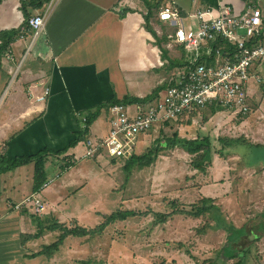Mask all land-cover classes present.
I'll use <instances>...</instances> for the list:
<instances>
[{
	"label": "crops",
	"instance_id": "crops-1",
	"mask_svg": "<svg viewBox=\"0 0 264 264\" xmlns=\"http://www.w3.org/2000/svg\"><path fill=\"white\" fill-rule=\"evenodd\" d=\"M47 1H52L49 16L34 39L25 24L20 0L0 1V33L19 31L6 51L12 58H7L5 53L0 57V155L7 157L33 154L45 146L61 149L81 127V118L76 113L86 116L113 97L143 98L174 76L168 59L163 57L154 35L146 28L144 15L148 8L143 0ZM171 1L185 15L221 3L239 8L251 3L264 15V0H164ZM43 6L30 10L29 18ZM155 15L150 20L154 32H167L170 27ZM186 22L196 25V19L191 16ZM165 43L162 46L169 58L180 60L181 48H168ZM160 60L167 63L160 66ZM7 86L9 90L4 96ZM45 87H49V94L44 100H37ZM108 115V110L102 108L87 135H105L109 129ZM79 144L75 147L79 148ZM73 148L66 153L70 158L76 156L71 153ZM51 157L55 156H49L46 163ZM79 161L75 160L73 166ZM63 162L58 167L62 168ZM73 166L63 172L72 171ZM33 171V163H29L0 174V264H56L60 259L58 251L63 244L51 258L38 254L43 245L52 242L54 231L26 238L25 235L37 230L31 215L34 213L26 206L15 208L33 192ZM55 174L61 177V172ZM69 179L47 189L53 180L47 175L49 183L44 189L50 200L44 198L46 208L38 215L40 218L54 215L55 205L58 207ZM3 182L7 187L2 186ZM253 245L256 252L253 251L246 264H264V237Z\"/></svg>",
	"mask_w": 264,
	"mask_h": 264
},
{
	"label": "rangeland",
	"instance_id": "rangeland-1",
	"mask_svg": "<svg viewBox=\"0 0 264 264\" xmlns=\"http://www.w3.org/2000/svg\"><path fill=\"white\" fill-rule=\"evenodd\" d=\"M251 72L258 74L260 80L249 79L248 114H212L204 109L194 122L175 124L182 140L208 135L218 148V136L233 139L224 156L214 153L203 172L191 166L192 155L181 142L174 149L163 151L149 167L133 169L129 175L123 171L122 161L112 162L106 156L81 159L69 172L58 167L63 159L51 157L45 163L46 174L53 179L47 189L71 178L52 214L58 221L92 228L104 214L119 209L136 212L134 217L109 225L102 234L68 236L59 247L60 259L56 264H76L78 260L97 264H207L231 235L224 227L214 228L215 219L210 212L191 214L204 199L212 200L226 225L236 228L235 233L240 235L245 229L250 238L254 234L264 237V230L257 227L264 219V58L252 64ZM8 90L9 86L4 89V96ZM158 136L159 126L140 135L138 152ZM240 136L247 142L235 140ZM82 146L73 148L71 153L80 155ZM57 171L61 172L60 178ZM6 185L3 182L2 186ZM40 193L43 200H50L44 188ZM58 233H51L52 241ZM245 249L223 263L218 258V264H233L244 257ZM253 251L256 252L254 245L247 259ZM247 259L242 258L240 264Z\"/></svg>",
	"mask_w": 264,
	"mask_h": 264
},
{
	"label": "built area",
	"instance_id": "built-area-1",
	"mask_svg": "<svg viewBox=\"0 0 264 264\" xmlns=\"http://www.w3.org/2000/svg\"><path fill=\"white\" fill-rule=\"evenodd\" d=\"M156 1L160 2L158 19L170 27L167 32L156 30V33L165 35L166 47L182 49L184 65L174 69V76L152 100L112 104L108 109L107 133L80 141L83 153L74 156V160L106 156L124 162L138 151L140 135L167 121L194 122L208 106L220 108L218 111L223 115L250 112L248 82L251 77L260 80L258 74L251 72V66L264 58V41L259 38L264 33L261 9L251 3L240 8L221 3L185 15L173 1ZM51 6L52 1H46L29 18L33 39L43 30ZM188 16L196 19L195 26L186 22ZM5 56L12 58L8 52ZM166 63L167 60L159 61L160 66ZM48 94L49 87H45L36 99L44 100ZM76 114L84 128L86 117ZM47 185L45 182L15 208L26 206L34 214L42 215L46 206L40 192Z\"/></svg>",
	"mask_w": 264,
	"mask_h": 264
},
{
	"label": "trees",
	"instance_id": "trees-1",
	"mask_svg": "<svg viewBox=\"0 0 264 264\" xmlns=\"http://www.w3.org/2000/svg\"><path fill=\"white\" fill-rule=\"evenodd\" d=\"M1 1V0H0ZM47 1V0H46ZM147 5V12L144 15L146 28L154 35L157 45L160 47L161 54L164 58H167L171 68H178L184 65L183 59V51L181 49V57L180 60L178 58L170 59L167 53V50L162 46L163 42H166L165 35L159 36L154 32L150 25V20L155 19L160 2L156 0H152L154 3L148 0H143ZM45 0H20V10L23 13L25 24H28L30 10L40 9ZM18 30H8L0 33V57L8 50L9 43L14 38L16 34H18ZM262 41H264V33L259 37ZM173 83V82H172ZM164 86L156 87L150 94L146 95L143 98L135 97L132 95H125L121 99H117L113 97L109 103H103L97 106V108L86 115L85 127H79L78 130L73 134L72 138L67 142V144L57 150H52L48 147H43L37 152L33 154L27 155H16L14 157H7L4 155H0V174L5 173L10 170H14L17 167L27 165L29 163H33V182H32V190L38 191L41 186L47 182V174L45 170V163L48 160L49 156H63L62 169L65 170L74 165L75 160L73 157H69L66 155L67 151L70 148L75 147L80 141L84 140L88 135V128L90 124L95 120L97 115H99V111L104 108L106 110L112 104L115 103H133V102H145L148 100H152L156 96H158L159 92L163 89ZM207 110H210L212 114L220 110V108L215 106H208ZM175 121H167L164 122L161 126H159V136L156 137L150 144L142 151L134 153L130 158L126 159L123 162V171L129 175L133 169H143L145 167H149L153 164L159 155L165 150H171L177 147L179 142H181V146L185 148V150L192 155L190 159L191 166L197 171H205L206 168L211 164L212 157L214 153H218L220 157L224 156V151L226 148L233 144V139L227 136H218V148L214 146L208 135L195 138H183L179 134V130L176 127ZM235 140L246 143L247 140L243 136L237 137ZM112 162H117V159H111ZM200 205L197 206L195 211L191 214L194 216H199L204 214L205 212H210L212 217L215 219L214 228L224 227L227 229L228 233H230V237L225 243L215 250L214 255L215 258L209 260L207 264H218V261L221 263L225 262L227 259H232L237 256V251L245 247V251L242 257L243 259H247V256L250 252L251 246L261 238V236L254 234L253 238H250L249 234L243 229L240 233H235L236 228L226 225V221L221 217L219 208H217L214 204H212V200L204 199L200 200ZM219 211V212H218ZM32 218L35 220L37 224V230L35 233L31 235H25L26 238H36L43 234L45 231H59L56 239L51 243L45 244L42 246L41 250L38 254H44L48 258H51L52 255L59 250V247L63 244L64 240L68 236L74 237H93L97 234H102L105 229L113 224L116 221L126 220L128 218L134 217L136 212L134 210L129 209H119L113 211L108 214H104L102 220L92 228L81 226L79 224H75L73 226H68L63 222H59L57 219L53 217H44L40 218L36 214H31ZM264 218V215H261ZM261 218V217H260ZM259 230H264V219L260 220L257 225ZM223 254V255H222ZM236 255V256H235ZM247 255V256H246ZM219 258V259H218ZM242 258L235 260L233 264L242 263ZM218 259V261H217ZM219 262V263H220ZM76 264H97L92 262L91 260H78ZM246 264V263H244Z\"/></svg>",
	"mask_w": 264,
	"mask_h": 264
}]
</instances>
